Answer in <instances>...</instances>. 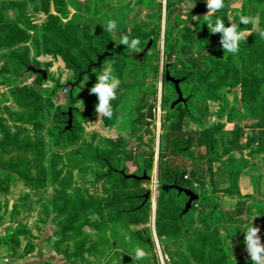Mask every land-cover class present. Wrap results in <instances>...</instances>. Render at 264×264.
<instances>
[{"label": "trees", "instance_id": "obj_1", "mask_svg": "<svg viewBox=\"0 0 264 264\" xmlns=\"http://www.w3.org/2000/svg\"><path fill=\"white\" fill-rule=\"evenodd\" d=\"M125 1V2H124ZM130 0H107L109 3L122 4ZM262 2L264 0H256ZM93 16L99 15L98 6L104 0H90ZM131 2V1H130ZM144 0H132L133 4L140 5ZM182 0H167L166 9L171 18V25L165 31L164 49H163V84L165 81V72L170 77L180 80L179 87L183 97L185 90L182 85H191L187 98V105L177 104L172 109L168 108V112L176 114L172 122L168 124V132L164 137L162 150L158 154V184H159V204L164 208L163 213L157 216L156 234L163 237L166 234L173 235L178 239L181 236V229L185 218H187L195 209V205L204 206L212 202V206L207 212H199L195 219V227L192 228V238L187 239L186 251L192 256L197 264H231L229 248L224 245L220 238V226L223 222V214L219 210V197L224 194H231L237 197L236 204L240 202L237 179L240 171L252 165L250 159L262 155L260 152L251 151L246 146H241V128H236L232 133V139L229 145L232 149L239 151L244 159L235 168H228L229 187L220 193L202 192L199 199L192 204L191 209L184 215L185 203L187 197L176 190H163L162 186L177 185L184 189H193V182H201L200 174L213 176V164L218 161L219 153L217 150L218 138L222 134L225 123L219 120L211 127L203 130H192L191 124L202 127L203 121L207 116L206 107L200 112V117L195 116L197 110L191 107L192 101L197 102H213L219 106L217 116L221 119L224 114V107L228 94L236 95L228 84V76L236 74L240 82V101L237 108L231 109L227 116V122H231L235 118L261 122L264 119V70L257 74H249L237 66L236 55L230 56L227 64L221 61H214L211 55L214 49L210 46L208 40L207 22L201 20L197 22L196 32L188 29H179L184 22L182 17L190 23L191 18L175 10V6ZM31 4L35 13H43L46 16V22L41 26H35L28 14L26 13V5ZM51 8L53 13H51ZM70 9L74 14L70 16ZM14 14V19L8 17L7 12ZM228 13V11H227ZM225 12V17L227 18ZM127 23V18L123 21ZM226 23V22H225ZM143 26L136 27H117L114 33L106 30V23H84L79 12V7L73 3V0H4L0 2V57L6 65L13 66L20 70H26L27 67L33 66L37 68L35 61L30 57V47L27 45L31 41L32 48L35 51V57L50 55L51 57H60L64 62L66 69L71 70L75 74L77 80L79 74H82V80L87 78L93 85L96 82V75L102 71L105 61H112L116 67L114 75L120 80V87L117 89V98L113 100V116L111 119L101 117L106 127L112 128L116 125L118 117L123 108L124 102L128 97H132L133 108H131L125 117V123L128 132L132 129L133 124H142L143 122L152 121L155 117V106H145L144 100L147 96H151L152 92L148 91V78L146 76V68L144 60L155 50L156 44L160 39V21L157 20L150 31L145 32ZM264 29V24L260 27ZM29 31H33L30 36ZM129 35L130 38H139V49L135 52L129 51L124 45L119 43L121 35ZM117 41V42H116ZM151 42L148 51L142 57L138 55L147 44ZM262 47L260 52L253 47ZM239 55L246 54L254 63L260 64L264 68V39L257 34H252L246 44L239 47ZM112 53L111 57L106 58L99 68L91 67L96 63L97 58L105 51ZM184 55V58L182 56ZM171 59L174 64H171ZM156 60L159 61L157 54ZM187 64H184V61ZM135 64V69H130ZM190 65V66H189ZM174 70V73L172 71ZM216 76V80H210L211 75ZM40 82L41 75H37ZM125 79H130L133 83H125ZM81 80V81H82ZM195 82V83H193ZM173 86V85H172ZM59 87H65L71 93L68 94V105L71 108V125L68 127L69 116L67 112L56 109L54 114V127L48 131L49 138L54 140L56 145H64V147H74L80 141L81 131H83L77 116L81 118L87 117L81 109L73 108L75 104L74 90H70L69 85L59 86L55 82L52 89L53 93L57 92ZM78 90L80 89L79 87ZM173 88V87H172ZM75 89V88H74ZM9 91L13 104L18 108L14 111L8 107L4 108V114L7 120L14 126V133L10 134L9 128L0 124L2 136L0 138V153H4L8 148L16 151L28 153L37 158H45L46 153L42 149L45 146L44 141L39 136H34V140L22 134L38 133L44 129L43 122L48 118V114L53 107L52 96H43L34 91L33 88L26 85L12 87ZM85 92L90 95L95 102L97 98L90 94L89 90ZM174 97L176 93L173 88ZM165 103H161L163 108ZM146 108V109H145ZM108 146L102 150L97 146L88 145L90 154H85L83 159L86 162H96L105 169L103 177L113 180L114 193L111 200H107L106 204L99 210V214H103V210L107 211L108 222L118 223L123 220L129 223H144L145 209L149 204V198L145 195L138 196L127 191V182L134 179H126L124 177V163L133 160L132 153H125L119 149V143L113 140L105 141ZM197 149H203L204 153H196ZM142 153L147 156L142 167V176L147 177L153 168V153H147L142 147ZM19 162H10V168H20L26 160L20 158ZM55 163L50 162V168L55 169ZM123 172V174H121ZM26 170L20 179L34 187H42L43 182L38 178L29 175ZM189 174L191 181L184 179ZM136 176V175H135ZM141 176V177H142ZM144 182L147 180H143ZM142 181V182H143ZM195 192V191H194ZM71 198L62 194L59 202L52 203V209L57 216L66 214L67 207ZM78 208L69 217L62 231H73L74 236L78 235L81 226H75V223L83 220L82 210L87 206L77 198ZM87 225H93L88 221L83 222ZM192 225V223H191ZM189 225V226H191ZM183 236V235H182ZM186 236L184 235V239ZM75 253L81 256L82 243L76 245ZM184 264H190L189 257L185 253H180Z\"/></svg>", "mask_w": 264, "mask_h": 264}, {"label": "rangeland", "instance_id": "obj_2", "mask_svg": "<svg viewBox=\"0 0 264 264\" xmlns=\"http://www.w3.org/2000/svg\"><path fill=\"white\" fill-rule=\"evenodd\" d=\"M2 1L4 0H0V2ZM130 1L118 5L104 0L98 6L99 15L93 16L90 0H73V3L79 7L82 21L88 24L106 23L107 20L114 19L117 22V27L126 26L130 28L140 25L143 26L145 32H148L157 20L160 21V39L155 50L143 59L148 78V86L145 89L152 92L151 96H147L144 100V105L155 106V118L152 121L147 120L148 123L133 124L130 132H128L124 116L133 108L132 97H128L124 102L114 127H109V130L100 133L97 128L98 125L94 119L89 118V115L84 118L77 116L83 129L80 141L74 147L56 145L47 134L54 127L53 117L56 109L67 112L69 108H72L68 105V94L71 91L65 87H59L54 94L52 89L55 82L59 86L75 82L74 72L66 69L60 57H51L50 55L35 57L31 41L27 43L30 47V57L35 61L38 69L46 72V78L41 79L40 82L37 79L38 74L6 65L0 57V124L7 126L10 134H13L15 129L7 120L4 108L8 107L14 111H17L18 108L13 104L8 90L12 87L26 85L44 97L52 96V93L54 97V105L48 114V118H46L47 120L43 122L44 129L38 133L22 134L23 137L28 136L31 140H34V136L42 138L45 143L42 148L46 153L45 158H37L13 148H8L6 152L0 153V241L10 255H17L19 252L21 255L31 254L32 258H29L31 264H184L180 253L187 254L190 264H197L186 251L187 239L192 238V228L195 227L193 221L196 215L202 211L207 212L212 206V202L204 206L195 205L194 211L185 218L182 228H180V238L176 239L171 234H166L163 237L156 234L157 216L164 211L158 201V154L162 150L164 137L168 132V124L174 120L176 115L168 112V108L171 109L170 106L176 99L173 94V86L170 82L163 84L162 81L164 74L162 65L163 42L165 31L171 25L172 16L166 9L165 2L167 0H144L140 5ZM192 4L193 7L191 8ZM26 6V13L35 26H41L46 22V16L43 13H35L30 3ZM184 8L189 9L186 15L191 18L192 22L190 23L186 17H182L181 20L184 23L179 26V29L196 32L197 22L205 20L206 0H182L175 6V10L182 13ZM51 13H53L52 8ZM72 14L74 11L70 9V16ZM7 15L14 19V14L11 11L7 12ZM240 15L258 16L260 28L264 24V1L224 0L223 8L215 12L211 18L214 21L220 17L228 26L230 20L239 24ZM126 18L127 23L124 24L123 21ZM240 29L251 32V35L257 34L252 24H240ZM32 33L33 31H29L28 34L33 36ZM251 35L241 41L239 47L244 46ZM208 40L214 49L211 58L224 64L229 63L231 54L223 52L219 43L220 34H211L208 30ZM253 49L260 52L262 47H253ZM143 50L135 57H139ZM157 54L159 61L156 60ZM233 59H235L238 67L249 74L255 75L264 70L260 64L254 63L246 54H237ZM171 60V64H174V60ZM184 62L187 64L186 60ZM106 64H111L115 73L114 63L106 60ZM129 68L135 69L136 65L133 64ZM215 78L216 76L212 74L210 80L214 82ZM124 82L133 83L130 79H125ZM228 84L236 95H227L223 109L224 114H222L221 119L217 116L219 110L217 104L195 100L190 103L191 107H195L197 110L195 116L200 117V112L205 107L208 112L202 127L191 124L192 130H203L211 127L219 120L225 123L223 132L218 138L219 159L212 166L213 176L200 174L201 182H193L197 184L196 187L193 185V189L198 195L202 192H222L229 183L228 168H235L244 159L242 154L232 149L228 143L231 141L232 133L236 128L242 130L241 146L244 147L248 144L251 151L264 153V119L261 122H254L238 117L227 122V116L231 109L237 108L240 101V82L236 74L228 76ZM91 86L89 80L84 78L78 86L83 90L73 89L74 96H77V107L73 105V108L82 107L86 103L87 96L85 94H88L85 90H89ZM190 87L191 85H182L181 88L185 90L184 98L191 90ZM162 102L165 103L163 108L161 107ZM158 105L160 112L156 110ZM1 136L0 130V138ZM107 140L117 141L120 150H124L125 153H132L133 160L124 163L125 174L142 176V167L147 159V156L142 153V147L147 153L154 155L153 168L148 175L150 180L145 182L129 180L127 182L128 192L138 196L149 194L150 202L145 209L144 223H140V225L129 223L126 220L118 223L108 222L105 219L107 217L106 210L102 211V215L99 214V210L101 211L106 201L111 200L113 196V180L111 177H103L106 172L104 167L96 162H86L83 156L90 154L88 145L97 146L102 150L106 149L108 146H106L105 141ZM194 151L200 154L204 153L203 149H197L195 146ZM20 158H24L26 162L20 168L12 170L10 162H19ZM52 160L55 163L54 170L50 168ZM26 170H29L30 176L42 180L43 186L34 187L22 181L20 177ZM185 176L187 177V179L184 177L186 181H191L189 174ZM62 194L71 198L72 202H69L66 214L57 216V213L52 209V203L59 202ZM77 198H80L87 207L82 210L83 220L75 223V226L81 227L79 234L74 236L73 231L62 230L69 217L78 208ZM85 221L93 223V225L84 224ZM126 235L131 237V241L125 240ZM184 235L186 236L185 239ZM81 243L82 252L79 256L75 253V247ZM136 246L145 249L149 256L143 260H133L132 256H134Z\"/></svg>", "mask_w": 264, "mask_h": 264}, {"label": "crops", "instance_id": "obj_3", "mask_svg": "<svg viewBox=\"0 0 264 264\" xmlns=\"http://www.w3.org/2000/svg\"><path fill=\"white\" fill-rule=\"evenodd\" d=\"M85 96H87L86 103L78 109H81L85 116L89 115L90 119H94L100 133L109 130L102 122V116H97L95 112L97 102L90 95L85 94ZM74 98L76 106L77 96L75 95ZM250 161L252 165L240 171L237 179L240 203L237 205V197L231 194L219 197V210L224 219L220 226V238L229 248L231 258H234L231 264H252L245 249L243 233L244 228L251 222L254 226L260 227L261 241L264 242V153L253 157ZM228 187L229 184L223 191ZM29 258H32L31 254L21 255V252L17 255L8 254L0 241V264H31Z\"/></svg>", "mask_w": 264, "mask_h": 264}, {"label": "clouds", "instance_id": "obj_4", "mask_svg": "<svg viewBox=\"0 0 264 264\" xmlns=\"http://www.w3.org/2000/svg\"><path fill=\"white\" fill-rule=\"evenodd\" d=\"M223 6L224 0H206L207 13L204 15V19L211 34H220L219 43L224 53L237 55L240 50V42L251 35V32L242 31L240 24H252L260 38L264 39V29H260L258 26V16L240 15L239 24L230 20L228 26L225 25L224 20L220 17H217L213 21L212 15L222 9ZM190 7L192 8L193 4ZM188 11V8L183 9L185 15L188 14ZM116 29L117 22L114 19L107 20L106 30L114 33ZM119 43L124 45L129 51L135 52L139 49L140 40L139 38H130L129 35L125 34L120 36ZM120 84L121 80L114 75L113 66L111 64L104 65L102 71L96 75V82L89 89L90 94L95 95L98 101L95 105L97 116L112 118L113 107L111 102L117 98V89L120 87ZM260 232V227L254 226L252 222L243 230L245 249L252 264H264V242L261 241ZM125 240L131 241V237L126 235ZM148 256L149 253L145 249L136 246L132 258L139 261ZM232 259L234 260L233 257Z\"/></svg>", "mask_w": 264, "mask_h": 264}, {"label": "water", "instance_id": "obj_5", "mask_svg": "<svg viewBox=\"0 0 264 264\" xmlns=\"http://www.w3.org/2000/svg\"><path fill=\"white\" fill-rule=\"evenodd\" d=\"M151 46V42H149L146 46V48L143 50V52L139 55V57H142L146 51L149 50ZM112 56V53L108 52L107 50L102 54L100 55L98 58H97V61L95 64L93 65H90L88 70L86 71L87 73H89V71L91 70V67H94V68H99L101 66V63L108 57H111ZM27 72H31L33 74H38V75H41L42 79H45L46 78V72L42 69H36L34 68L33 66H29L27 67L26 69ZM82 80V74H79L77 80L75 82H72V83H68V85L70 86V90L76 88L79 86V83L81 82ZM165 81L166 82H170L172 85H173V88H174V91L176 93V100L171 104L170 108L172 109L175 105L177 104H186V99L183 97V94L180 90L179 87V83H180V80H176L172 77H170L169 73L168 72H165ZM67 114L69 116V119H68V127L71 125V108L68 109L67 111ZM121 174H123V172H121ZM124 177L126 179H134L136 181H143V180H147L149 181L150 178L147 177L145 174L142 176V177H138V176H135V175H124ZM163 190H169V189H172V190H176L178 194H181L183 193L186 197H187V202L185 203V206H184V210L182 211V215L186 214L192 207V204L197 201V199H199V195L196 194L194 191L190 190V189H184V188H181L175 184L173 185H167V186H162L161 187ZM145 198L148 199L149 198V194L147 193L145 195Z\"/></svg>", "mask_w": 264, "mask_h": 264}, {"label": "built area", "instance_id": "obj_6", "mask_svg": "<svg viewBox=\"0 0 264 264\" xmlns=\"http://www.w3.org/2000/svg\"><path fill=\"white\" fill-rule=\"evenodd\" d=\"M156 110L158 111V112H160V106L158 105L157 107H156ZM185 179H187V177L185 176ZM194 185V187H196L197 186V184H193Z\"/></svg>", "mask_w": 264, "mask_h": 264}, {"label": "flooded vegetation", "instance_id": "obj_7", "mask_svg": "<svg viewBox=\"0 0 264 264\" xmlns=\"http://www.w3.org/2000/svg\"><path fill=\"white\" fill-rule=\"evenodd\" d=\"M176 98H177V97H176ZM185 99H186V98H185ZM175 100H176V99H175ZM173 102H174V101H173ZM173 102H172V103H173ZM186 103H187V101H186ZM182 105H184V104H182ZM185 105H186V104H185Z\"/></svg>", "mask_w": 264, "mask_h": 264}]
</instances>
